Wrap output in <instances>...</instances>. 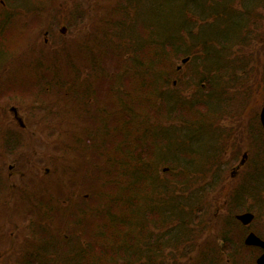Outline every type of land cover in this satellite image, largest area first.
I'll return each mask as SVG.
<instances>
[{
	"label": "rangeland",
	"instance_id": "1",
	"mask_svg": "<svg viewBox=\"0 0 264 264\" xmlns=\"http://www.w3.org/2000/svg\"><path fill=\"white\" fill-rule=\"evenodd\" d=\"M15 1L7 0L2 4L0 0V53H6L0 63V185L3 186L0 194V264H259L258 259L264 256V193L248 195L246 191L250 187L245 184L242 198H239L236 186L241 188L245 171L234 172L232 169L242 158L241 153L237 163H232L235 165L229 168L227 159L220 177L208 188L205 169L208 148L205 144L195 145L200 159L189 169L194 171L202 166V174L181 171V182L175 179V197L168 205L180 203L178 194L182 186L189 190L186 195L192 191L201 194L196 198V204L201 208H85L84 205L79 208L81 203L89 205L95 184L105 182L106 178L115 179L117 174L114 163L106 159L111 160L110 157L99 161V155L105 157L110 149L104 147L101 151L85 152L79 143L83 137L77 140L70 137L94 127L84 123V118L95 117L94 110L88 114L74 110L67 113L64 108L51 113L52 110L45 107L49 104L57 107L63 99L60 94L66 91L57 88L47 91L46 86L69 76V70H66L56 79L53 63L61 65L70 57L73 60L66 66L70 69L74 63L79 67L82 62L75 56L85 43L91 41L92 35L115 28L109 36L116 42L118 51H127L122 53L123 67L137 65V36L149 39L157 25L148 14V0H18L15 4H24L19 11L10 4ZM157 2L161 4H157V9L162 14V28L168 24V19H179L173 0ZM181 5L190 24L185 30L183 48L191 55V60L183 65L181 60L187 54L179 56L171 49L167 50L162 38L151 40L150 45L147 42V48L153 54L151 61H155V65L159 62L165 75L171 79V85L164 92L167 96H174V100L163 107L175 110L166 114L163 107L160 108V116L154 112V122L149 125L168 127L176 134L174 139L179 143L192 140L191 135L198 126L201 127L197 136H201L203 127H208L201 123L206 122L205 110L210 107L208 113L216 115L227 100L222 96L209 103L194 96L195 90L207 91L203 88L204 81L200 87L196 81L209 75L211 56L207 44L210 45V40L206 43L209 33L205 31L211 26L207 20L194 17L190 0H181L178 6ZM108 10L110 14L105 19ZM63 27H67L64 33ZM237 35V29L230 24L224 39L231 44L237 40ZM229 56L227 66L235 62L237 54L230 52ZM113 59L118 64L121 60L120 56ZM217 65L225 69L215 60L214 67ZM90 66L93 67L84 62L81 68ZM227 66V77L234 78V90L241 93L233 105L238 103L239 108L245 110L248 104L251 111L259 105L258 110H262L263 86L244 84L248 80L237 74L240 71L236 73ZM95 72L92 69L87 71L91 78ZM67 92H71L70 89ZM243 94L250 100L242 97ZM36 101H43L44 110L37 107ZM103 101L101 99L99 103ZM77 102L78 109H81L83 100ZM12 107L16 109V118ZM156 118L159 123H155ZM198 123L201 124L194 128ZM241 125L244 127L243 120H240ZM240 130L239 127V133ZM138 132L135 129L129 135L132 143L133 135L139 137ZM122 135L118 132L111 136L120 141ZM225 137L222 131L218 138L205 136L199 142L225 140ZM260 139L259 146L263 147L262 130ZM155 140L159 142L157 137ZM240 140L242 142L243 138ZM229 153L228 147V158ZM261 156L254 159L252 155L246 168L257 163L264 169ZM106 161L110 171L105 170ZM165 167L169 170L161 172L159 164L157 175H154L157 182L172 179L170 165ZM123 169H119V175L126 180L124 174L133 169L127 164ZM256 169L253 178L257 175ZM113 182L118 185L121 180H109V184ZM16 186L29 191L25 200L34 208H11L20 199L14 193ZM155 190L147 188L146 193ZM62 197L63 208H40L61 205L59 199Z\"/></svg>",
	"mask_w": 264,
	"mask_h": 264
},
{
	"label": "trees",
	"instance_id": "2",
	"mask_svg": "<svg viewBox=\"0 0 264 264\" xmlns=\"http://www.w3.org/2000/svg\"><path fill=\"white\" fill-rule=\"evenodd\" d=\"M17 1L10 4L15 10L19 11L24 7L22 6L24 4H15ZM156 1L148 0L147 2L146 7H149L148 14L157 22V25L153 33L149 35V39L142 35L137 36L139 39L136 44V49L138 50L136 54L139 58L137 65L123 67V61L125 60L122 58V53L127 51H122L121 49L118 51L115 46L116 42L112 41L111 36H109L115 28L104 29L97 36L92 35L91 41L85 43L84 48L75 56L77 60H81L80 63L82 62L79 67L74 63L71 64L70 69L66 66L70 60H73L70 57L63 60L61 65L53 63L56 79L60 75V72L64 75V71L66 70H69V76L66 75V78L62 77V80H59L60 82L49 83L46 86L47 91L50 88H57L61 92L63 90L66 91L63 94L59 92L63 99H61L57 107H53L50 104L45 105V107L52 110L51 113L64 108L67 113L74 110L75 112L88 114L94 110L95 117L84 118L86 126L93 125L94 127L89 130H83L77 136L70 135V137L77 140L82 136L83 140H79V143H82L85 152H91L95 149L101 151L104 147L110 149L111 152L106 153L105 157H102V154L99 155V161L110 157L111 160L106 159L114 163L116 167H113L115 175L117 174L115 179L106 178L105 182L98 181L99 184H95L91 201L89 205L84 204L85 208H201V205L196 204V198H199L201 194L198 192L193 194L192 191L189 195H186L189 190L182 186L178 194L180 195V203L168 205V202L172 201L175 197L173 196L175 179L179 180L181 171L202 174V166L194 171L189 169L194 161L197 162V159H200L197 157L199 156V152L194 142H198L196 144L202 143L199 142L202 139L190 140L181 144L170 143V141L174 142L175 139L168 127L149 125L154 122V112L160 116L159 109L164 105L169 106L170 102L174 100V96H167V92H164V89L168 85H171V79L165 75L159 62L155 65V61H151L153 54L148 50L147 42L150 45L151 40H160L162 38V43L167 50L171 49L177 55L183 56L187 54L185 48H183L185 30L190 25L188 17L184 12V6H178L181 0H173L175 4L173 8L177 11V18L179 19L174 17L168 19V24L162 28V14L157 9V4L160 3H156ZM6 2L7 0H4L2 4H6ZM195 6L199 7V3H196ZM109 14L110 11L108 10L105 19L109 17ZM146 18L147 13L145 12L144 21H146ZM228 27L224 29V36L228 31ZM178 29L181 30L180 33ZM205 33H209V31L206 30ZM222 33V28L221 31L214 29L210 32V34L218 37ZM210 51H208L209 54ZM115 53L117 54L113 55ZM4 54L0 53V63L6 58ZM158 54H161V52L159 51ZM114 56H120L121 60H119V64L116 59H113ZM186 56L191 55L187 54ZM111 59L113 60L111 61ZM53 60L56 59L53 58ZM144 60V63H148V65L142 63ZM83 61L89 63V65L92 64L93 67L81 68L84 65ZM115 64L118 65L115 67ZM88 69L96 70L92 78L87 73ZM202 81L204 80L200 79L196 81L199 87ZM59 83H61V86ZM214 86L218 87V91L224 92V87L219 84H215ZM67 89H70L71 92H67ZM201 93L196 91L197 98L204 100L205 93L203 92L202 95ZM79 99L83 100L84 103L81 109H78L77 105ZM101 99L104 101L99 103ZM37 107L44 110L43 101H38ZM162 109L166 114L170 113V111H175L174 109L164 107ZM77 118L82 120L80 117ZM155 123H159L158 118H156ZM135 129L139 131L137 133L139 137L134 138L133 135L134 141L132 143L129 135ZM118 132L123 134V139L115 141L111 135ZM156 137L159 142L155 140ZM162 138L164 139L163 142ZM138 142H140V145H138ZM260 152L264 153V145L260 147ZM123 157H126V159H123ZM261 158L264 161V154ZM105 164L107 165L105 166V170L110 171V165L107 161ZM125 164L128 167L131 166L133 169L132 172L124 174L126 180L119 175V169L124 170ZM159 164L162 167L161 172L165 165H170L176 178L171 174L172 179H169V181L157 182L154 175H157ZM260 166L258 188L254 191L258 195L264 193L261 192L264 190V169L262 164ZM117 179L121 180V183L118 182L119 186L114 182L109 184V180L114 181ZM102 180L100 179V181ZM179 182L181 181L179 180ZM147 188H154L156 190L146 193ZM247 193L248 191H246ZM238 196L242 198V190L241 193H238Z\"/></svg>",
	"mask_w": 264,
	"mask_h": 264
},
{
	"label": "flooded vegetation",
	"instance_id": "3",
	"mask_svg": "<svg viewBox=\"0 0 264 264\" xmlns=\"http://www.w3.org/2000/svg\"><path fill=\"white\" fill-rule=\"evenodd\" d=\"M196 3H199V7L195 6ZM191 5L194 17L198 20H207L211 26V28L207 30L209 31L207 42L210 40V45L207 44V46L209 47L208 50H211V60H209V75L203 79V88L207 89V91L204 92V98L209 103H212L215 99L221 98L222 96L227 98L226 104L220 113L214 115L211 112L209 114L210 107L205 110L207 111L205 113L206 122L201 123H204V125L207 124L208 127H203L202 135L197 136V131H200L201 126H198L199 128L196 126L201 123L194 125V128H196L191 135V139L197 140L205 136L209 138H218L221 136L222 131L225 132V140H215L211 142L207 139V141L203 143L205 144V148H208L205 156L206 177L209 179L208 188L220 177L227 159V168H229L237 163L239 158L238 154L241 153L242 158L232 170L237 172V170L243 169L242 172L245 171V173L241 180V188L238 185L236 187L239 193V190H243L246 184L247 187H250L247 190L248 195L252 193L251 195L253 196L255 194L254 191L258 188L260 167L257 163L256 165L250 166V169L246 168V166L252 155L255 159L263 154L260 152L261 146H259L260 130L261 128L263 130L260 121L261 110H258L259 105H257L254 111H251L248 104H246L245 110L239 108L238 103L233 105L237 96L241 93L237 94L238 91L234 90L232 85L234 78L227 77L226 66L231 58L229 53H236L235 62H230L227 67L233 71L236 70V73L240 71L237 74L240 75L242 79L248 80L244 84H258V87L263 86L262 90L264 91V76H260L264 74V0H205V2L204 0H191ZM215 22H218L217 26ZM230 24H233L234 28L237 29L238 38L234 43L228 44L223 34L224 29ZM221 28L223 29V33L219 35L220 37L218 39H214V35L210 34V32L214 29L221 31ZM215 60L221 63V66L225 69H221L218 65V67H214ZM218 68L220 69L217 70ZM205 73L207 72L205 71ZM215 84L224 85V92L218 91V87L214 86ZM196 91L197 90L194 92L195 97L197 96ZM243 96L246 95L243 94L242 97ZM246 98L250 100L247 96ZM241 113L243 115H241ZM240 120L244 121V127L243 125L240 126ZM239 127L241 128L240 133L238 132ZM240 137L243 138L242 142ZM173 143L178 144L179 142L174 141ZM196 143L198 142H194V144ZM228 147L230 148L229 158L227 157ZM245 148L247 150H245ZM224 154H226L225 157H223ZM254 169L257 170V175L253 178L252 173ZM168 170L169 168L165 169V171ZM246 176L249 177L245 178ZM16 187L14 193L20 196V199L18 204L11 208H34V206L27 204V199L25 200L29 191H22L18 186ZM2 188L3 186L0 185V194H2ZM235 192L233 194H235ZM247 199L250 198L247 197ZM232 202H234V200H232ZM5 207L3 206V208ZM40 208L56 207L49 205Z\"/></svg>",
	"mask_w": 264,
	"mask_h": 264
},
{
	"label": "water",
	"instance_id": "4",
	"mask_svg": "<svg viewBox=\"0 0 264 264\" xmlns=\"http://www.w3.org/2000/svg\"><path fill=\"white\" fill-rule=\"evenodd\" d=\"M184 61H186V60H184ZM261 119H262V123L264 126V109H263L262 114H261ZM258 262H259V264H264V256L261 257L260 259H258Z\"/></svg>",
	"mask_w": 264,
	"mask_h": 264
}]
</instances>
